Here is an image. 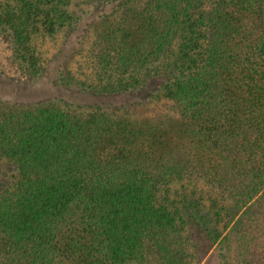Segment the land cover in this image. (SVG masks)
<instances>
[{
  "label": "trees",
  "instance_id": "trees-1",
  "mask_svg": "<svg viewBox=\"0 0 264 264\" xmlns=\"http://www.w3.org/2000/svg\"><path fill=\"white\" fill-rule=\"evenodd\" d=\"M0 35L101 99L0 110L5 263L200 264L195 228L215 264H264V0H0Z\"/></svg>",
  "mask_w": 264,
  "mask_h": 264
},
{
  "label": "rangeland",
  "instance_id": "rangeland-1",
  "mask_svg": "<svg viewBox=\"0 0 264 264\" xmlns=\"http://www.w3.org/2000/svg\"><path fill=\"white\" fill-rule=\"evenodd\" d=\"M90 29L86 36L87 44L83 47V49L85 50H89L92 46V43H94L95 41L94 28L91 27ZM63 34L64 33H60L54 39L46 41L43 45V48H45L44 51L47 50L50 54H55L64 40L65 35ZM85 61L86 59H84V57H75L72 68L75 67V69L77 70H75V73L78 72L81 75L82 73H84L83 76L85 78H88V75L92 72L90 70H86L85 66L80 70L81 64H78V62L84 64ZM154 88L155 87H151L142 92L141 97L149 95L150 91H152ZM66 91L67 89L58 82V79H55L52 82H47L44 79L32 78L21 71L12 60V52L9 39L5 36L0 35V110L4 108H16L18 106L36 104L43 105L52 102H60L62 106H68V109L71 110V112H81V110H76V108L83 107L82 112L85 115L87 112H90L91 106H93L88 102L89 99H91V96L96 99V102L101 100L99 96L94 95L93 93L88 94L83 92L81 93L82 104L79 105L76 100L72 98V96L76 93H80V91L70 90L69 94H66ZM161 107L162 104L160 103L147 102L144 103V105H134L129 108L135 111L137 116L156 117L160 116V114L162 113L163 109ZM7 170H9V167H7L6 165L0 166V189L3 187L7 179ZM194 229L195 228H192V234L195 240H198L201 247L200 253L202 259L200 264H215L216 247L211 246L210 240L207 239L203 231ZM5 248H7L5 239L0 236V253L2 255L0 257V264H8L3 260V257L6 256ZM152 264L160 263L154 259Z\"/></svg>",
  "mask_w": 264,
  "mask_h": 264
}]
</instances>
